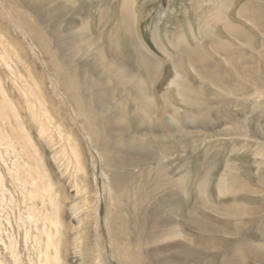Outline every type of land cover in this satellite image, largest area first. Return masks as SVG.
<instances>
[{
    "label": "rangeland",
    "instance_id": "rangeland-1",
    "mask_svg": "<svg viewBox=\"0 0 264 264\" xmlns=\"http://www.w3.org/2000/svg\"><path fill=\"white\" fill-rule=\"evenodd\" d=\"M53 1L0 0V264H264V139L211 133L196 142L188 139L189 150L179 144L166 158L141 163V171L132 167L123 177L110 175L80 129L48 55L19 18L35 27L39 38L47 39L58 64L63 57L54 36L60 34L64 40L70 22L75 26L87 22V28L93 27L89 34L103 47L111 36L120 41L124 65L130 67L131 46L126 45L118 13L122 0ZM245 1H238L234 16ZM191 4V0H133L137 30L161 56L152 31L159 26L164 42L166 32L188 31L190 19L194 20ZM49 8L54 9L50 20ZM100 8L105 12L103 21L97 15ZM84 57L75 55L74 64ZM256 62L264 79V62ZM192 74L189 80L197 84ZM174 78V72H166L160 92L175 87L169 83ZM250 92L247 98L224 94L233 102L229 110L249 119L256 116L254 121L264 125L262 110H251L253 100L264 103V94ZM147 137L151 140L150 133ZM160 165L170 179L184 185L165 182L161 190L149 192ZM229 166L230 180L237 187L233 183L222 194L218 182L227 178ZM204 177V201L218 209L197 207L196 188ZM238 187H251L256 195L240 197L243 191H239L233 200L231 192ZM233 202L263 210L242 216L230 211ZM147 203L152 204L148 211L137 207ZM172 205L177 209L168 214ZM163 219L174 221L179 234L175 242L158 238Z\"/></svg>",
    "mask_w": 264,
    "mask_h": 264
},
{
    "label": "bare ground",
    "instance_id": "bare-ground-1",
    "mask_svg": "<svg viewBox=\"0 0 264 264\" xmlns=\"http://www.w3.org/2000/svg\"><path fill=\"white\" fill-rule=\"evenodd\" d=\"M46 1L49 3L53 0ZM238 1L191 0L194 20L192 22L189 18L188 31L179 28L170 35L166 32V42L162 41L160 31L158 33L159 26L152 31V41L161 50V56L137 30L133 0H122L118 13L126 35V45L131 46L129 50L134 67L124 65L125 58L119 50V40L118 42L111 36L107 46L103 47L91 36L93 27L90 25L87 28V22L77 23V26L70 22L68 33L62 34L66 40H62L60 34L54 36L58 41L56 50L58 53L62 52L60 54L63 57L61 64H58L54 61L55 52L49 48L47 39L39 38L35 27L19 19L28 33L36 39L40 50L48 55L54 77L63 91L67 92L68 100L73 104L77 119L81 122L80 129L88 135L90 146L96 150L98 159L110 171V175L123 177V172L128 168L139 167L138 171H141V163L166 158L179 144L182 147L180 149H187L190 138L196 142L213 134L249 138L258 136L264 139V125L259 126L254 121L256 116L249 119L239 111H230L228 104L233 102L224 95L231 93L247 98L253 90L264 94V79L256 62L257 59L264 62V0L245 1L234 16ZM104 14V10L100 8L97 14L100 21H103ZM53 15L54 9L49 8L46 16L50 20ZM162 15L163 12L159 19ZM79 53L85 57L77 59L74 64V57ZM86 55L91 57L86 58ZM75 70L77 76L73 77ZM190 70L196 76L197 84L189 80L192 74ZM166 72L176 74V78L169 81L175 87L160 92L158 85ZM207 94L212 97H207ZM256 100H253L251 110L260 108L264 113V103ZM147 133H150L151 140ZM195 136L201 137L197 139ZM160 168L156 171L157 179L147 189L149 192L161 190L165 182L172 187L184 185L181 181L175 183L170 179L163 172V165ZM226 174L227 178L223 176L218 182L219 192L222 194L226 187L236 184V181L230 180L233 175L230 166ZM205 179L206 177L196 188L197 207L218 209L204 201L207 184ZM239 191H243L240 197L254 198L256 195L255 189L251 187L239 190L235 188L231 192L233 200H236ZM161 198L162 196L159 200ZM151 205L147 203L137 207L148 211ZM232 206L230 211L242 216L254 215L264 209H261L262 206L234 202ZM175 209L177 207L172 205L168 214H173ZM196 214L195 210L191 217ZM159 229V239L177 240L179 234L174 221L163 219ZM174 242L171 244L175 247L177 245Z\"/></svg>",
    "mask_w": 264,
    "mask_h": 264
}]
</instances>
